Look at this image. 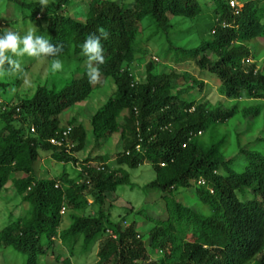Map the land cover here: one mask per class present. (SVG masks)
<instances>
[{
  "label": "trees",
  "instance_id": "obj_1",
  "mask_svg": "<svg viewBox=\"0 0 264 264\" xmlns=\"http://www.w3.org/2000/svg\"><path fill=\"white\" fill-rule=\"evenodd\" d=\"M207 1L131 0L129 5L123 0H49L42 10L39 0H0V17L7 11L12 16L9 26L21 36L33 30L62 45L60 56L86 58L81 54L86 37L99 35L100 27L107 30L108 38L101 39V73L115 89L91 116L90 134L97 139L119 134V166L133 169L148 161L154 177L142 189L157 193L165 209L162 219L137 210L152 224L146 238L137 233L134 221L124 223L132 207L125 208L120 220L112 219L117 188L134 184L128 171L121 169L118 176L109 169L107 155L99 156L100 166L85 159L79 170L74 168V178L65 168L56 177L36 176L40 150L59 163L77 161L65 145L48 139L64 141L62 132L70 126L66 139L74 143L71 151L87 142L88 131L80 122L74 118L63 126L59 117L91 92L85 70L59 89L37 86L31 97L0 112V193L10 183L26 204L0 228L2 249L18 253L23 264H39L52 247L51 238L67 243L80 236L82 253L99 242L96 264H264V153L241 147V133L231 125L247 117L254 122L264 105V69L242 62L264 50V0H236L234 6L229 0H211V7ZM77 3L84 4L78 17L67 10ZM172 18L187 20L188 31H171ZM188 35L185 44L176 43ZM144 36L161 38L165 62L193 61L219 80L227 107L198 99L204 83L186 71L153 73L152 61L137 79L131 68L135 56L145 51ZM179 78L191 82L181 87ZM88 186L90 205L82 194ZM247 191L253 197L241 200L237 193ZM65 204L81 213H71L68 226L58 231ZM63 263L71 264L69 257Z\"/></svg>",
  "mask_w": 264,
  "mask_h": 264
},
{
  "label": "rangeland",
  "instance_id": "obj_2",
  "mask_svg": "<svg viewBox=\"0 0 264 264\" xmlns=\"http://www.w3.org/2000/svg\"><path fill=\"white\" fill-rule=\"evenodd\" d=\"M129 5L131 0H123ZM204 1V0H202ZM208 6H212L213 2L211 0L207 1ZM82 8L84 4H75V8L72 9L68 7L67 10L70 13H73L76 17L80 16L82 13ZM2 13L0 17V29H9L12 31H17L14 26H9L8 23L11 21V14ZM39 17V16H37ZM172 23L174 28L171 31H174L176 34L179 33L182 35L184 31H188L186 27L188 26V21L179 18H172ZM2 33V32H1ZM174 34L173 38L180 35ZM191 38V35L182 39H176V43L185 44L184 40ZM160 37L157 39H147V36H144V52L137 54L132 64V70L137 75V79L144 77L146 73V65L149 62H154V72H169L172 68L176 73L180 74L183 71L194 75L198 79H201L204 83L202 92L198 95V99H201L203 102H208L209 105L213 107H221V109L227 107L223 106L226 97L219 92V80L211 79L202 71L200 67L196 65L195 62H185L180 65L172 63L170 61L165 62L164 59L160 57L162 51L165 47L160 48ZM146 41V42H145ZM162 43V42H161ZM260 43H264V40H261ZM210 56V55H209ZM64 63V70L59 73L53 74L50 70L51 57L41 58L36 60L34 58H29L27 56L19 58L22 65L24 66L23 74H13L4 78H0V112L3 110H8L12 105H16L21 98L31 97L36 90L37 86L44 85L48 89L52 86H55L57 89L64 86L68 83L73 77H81L83 72L87 70L86 68V58L78 60L75 58H68L66 56L59 57ZM214 58V57H213ZM242 62L244 64L256 63L255 70L260 68L264 69V50L260 51L259 57H254L252 53L247 57L243 58ZM178 86L184 87L189 84L191 81L186 82L184 79H177ZM115 85L113 80L110 77H102L101 82L95 85H92L91 92L81 101L74 103L72 106L63 110L59 117L62 120L63 126H66V123L72 119H76L77 122H80L88 131L87 142L81 150L77 152L71 151L70 148L74 146V143L69 141L67 134L63 135L66 140H56L54 137L48 139L52 144L58 145L61 147L63 144L67 148V153L77 157V161H70L68 163L56 162L50 156L48 151L40 150L38 169L39 174L36 173V176L39 178H52L61 174L62 169L65 168L68 171L69 177H76L77 171L75 169H80L82 164H84L85 159L90 158L93 164L102 165V161L98 160L99 156L107 155L108 164H110L109 169L116 171L118 176L123 175V170L128 171L129 179L131 183L134 184L133 188H130L129 185H121L117 188L116 193L112 199V205L110 212L112 219L120 220L121 216L124 214L125 208L132 207V211L126 216V225L135 223V229L137 233L146 238L147 230L152 226L150 222H145L141 214L138 213L139 209H147L152 214H155L158 218L165 217L164 201L162 198H159L157 193L145 192L142 187L148 181L154 177L153 169L151 168L148 161H144L142 165H139L136 168L130 169L126 165H117L115 164V157L117 152L122 151V144L120 141L119 134H112L109 138H100L97 139L94 135L90 134V118L93 113L100 107L111 95ZM195 92V90H192ZM191 91V92H192ZM250 103H254L253 101ZM263 102H255L254 104H260ZM248 103H245L247 105ZM230 108V107H229ZM232 127L235 128V131L240 134L239 140L241 147H252L258 151L264 153V105L259 112L258 118H255L254 122L249 121L248 117L244 120L232 122ZM70 128L67 127L66 131ZM64 132V131H63ZM62 132V134H63ZM63 149V148H62ZM238 167V165L236 166ZM123 169V170H121ZM56 185H59L61 182L58 180ZM78 182L81 183V179H78ZM197 184L199 181L196 182ZM91 187V186H90ZM90 187L88 186L83 190L84 200L87 199L88 204L90 205L93 202V197L90 194ZM238 197L246 201L253 197L252 193L247 191V193H237ZM108 203H106L107 205ZM26 204L20 202V197L15 194L12 189V184H7V189L2 190L0 193V228L9 223L12 218H15L19 215L21 209ZM90 208V206H89ZM81 209L75 211L73 208H68L66 204L63 208L60 209L61 221L57 230L60 231L63 228H66L70 222L71 213H81ZM52 239V247L47 249L46 253L42 257L39 264H64L63 260L69 257L71 264H96L98 262L97 251L99 248V242L96 241L90 246V248L82 253L81 246L82 240L81 237H77L75 240H70V242L62 243L60 238L55 236ZM71 254V255H70ZM160 254V253H159ZM59 255V258L56 256ZM158 254L152 255V258H157ZM24 259L13 251L2 249L0 245V264H23Z\"/></svg>",
  "mask_w": 264,
  "mask_h": 264
},
{
  "label": "clouds",
  "instance_id": "obj_3",
  "mask_svg": "<svg viewBox=\"0 0 264 264\" xmlns=\"http://www.w3.org/2000/svg\"><path fill=\"white\" fill-rule=\"evenodd\" d=\"M48 3L49 0H39L42 10L47 7ZM97 31L99 35L89 34L81 45V54L86 57L88 81L92 85L101 82V66L105 63L101 39L106 40L109 35L104 27L98 28ZM0 32H2L0 34V78L18 73L23 74L25 70L19 58L25 56L36 60L51 57L53 58L50 62L51 72L55 74L64 70V63L59 58L63 51L62 45H53L45 35H37L33 30H29L23 36L18 31L9 29H0Z\"/></svg>",
  "mask_w": 264,
  "mask_h": 264
},
{
  "label": "built area",
  "instance_id": "obj_4",
  "mask_svg": "<svg viewBox=\"0 0 264 264\" xmlns=\"http://www.w3.org/2000/svg\"><path fill=\"white\" fill-rule=\"evenodd\" d=\"M229 2H230V5L231 6H234L236 3H237V1L236 0H229ZM69 129V128H68ZM67 134V132H63V135H66ZM62 139V138H61ZM65 140V139H64ZM62 141V140H61ZM64 142V141H63ZM64 145V144H63Z\"/></svg>",
  "mask_w": 264,
  "mask_h": 264
}]
</instances>
